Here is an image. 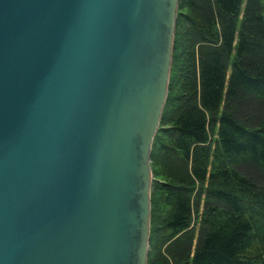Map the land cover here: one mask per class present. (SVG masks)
Masks as SVG:
<instances>
[{"label": "water", "instance_id": "95a60500", "mask_svg": "<svg viewBox=\"0 0 264 264\" xmlns=\"http://www.w3.org/2000/svg\"><path fill=\"white\" fill-rule=\"evenodd\" d=\"M180 0H0V264H148Z\"/></svg>", "mask_w": 264, "mask_h": 264}, {"label": "trees", "instance_id": "16d2710c", "mask_svg": "<svg viewBox=\"0 0 264 264\" xmlns=\"http://www.w3.org/2000/svg\"><path fill=\"white\" fill-rule=\"evenodd\" d=\"M152 168L148 264H264V0L179 1Z\"/></svg>", "mask_w": 264, "mask_h": 264}, {"label": "rangeland", "instance_id": "374dc122", "mask_svg": "<svg viewBox=\"0 0 264 264\" xmlns=\"http://www.w3.org/2000/svg\"><path fill=\"white\" fill-rule=\"evenodd\" d=\"M179 8V7H178ZM172 64H173V62H172ZM171 71H172V69H171ZM160 126V125H159ZM157 134V133H156ZM156 136V135H155ZM155 139V138H154ZM153 144H154V142H153ZM151 157H152V154H151ZM151 164H152V161H151ZM152 171H153V168H152ZM153 174H154V172H153ZM154 178H155V174H154V177H153V182H154ZM152 190H153V184H152ZM152 193V192H151ZM203 203H204V199H202V201H201V207H203ZM195 211H196V209H195ZM200 212V211H199ZM198 214H197V212H195L194 213V216H193V224H198ZM150 250V249H149Z\"/></svg>", "mask_w": 264, "mask_h": 264}, {"label": "bare ground", "instance_id": "6f19581e", "mask_svg": "<svg viewBox=\"0 0 264 264\" xmlns=\"http://www.w3.org/2000/svg\"><path fill=\"white\" fill-rule=\"evenodd\" d=\"M164 110V109H163ZM162 118V117H161Z\"/></svg>", "mask_w": 264, "mask_h": 264}]
</instances>
